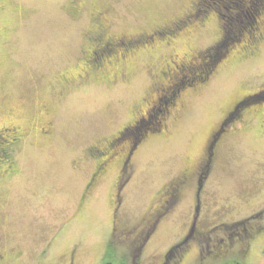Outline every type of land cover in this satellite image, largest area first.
<instances>
[{
  "label": "rangeland",
  "instance_id": "obj_1",
  "mask_svg": "<svg viewBox=\"0 0 264 264\" xmlns=\"http://www.w3.org/2000/svg\"><path fill=\"white\" fill-rule=\"evenodd\" d=\"M70 1L0 0V126L22 134L14 170L0 175V264H102L113 237L129 264H163L196 207L194 237L167 264H264V214L254 217L264 209V100L228 127L199 201L195 180L221 118L264 83V13L251 31L256 42L243 33L225 46L234 10L223 0H77L79 15ZM193 2L197 18L168 43L157 40L101 73L83 68L95 11L109 14L113 32L137 33L178 19ZM220 38L213 55L226 49L225 55L202 73L182 71L171 110L153 119L158 131L145 135L131 155L119 205L124 146L88 188L95 166L89 146L104 145L134 119L160 114L167 94L144 119L168 83L172 61L203 59ZM48 123L52 133L43 136L40 128ZM181 176L188 182L180 200L135 261L142 222Z\"/></svg>",
  "mask_w": 264,
  "mask_h": 264
},
{
  "label": "flooded vegetation",
  "instance_id": "obj_2",
  "mask_svg": "<svg viewBox=\"0 0 264 264\" xmlns=\"http://www.w3.org/2000/svg\"><path fill=\"white\" fill-rule=\"evenodd\" d=\"M206 2V0H203ZM70 8L74 14L79 15L83 8L82 4L77 0L70 1ZM197 3H192V8L185 12L181 17L175 19L169 23L162 24L153 28L152 30H140L137 33H116L111 29L112 20L109 18V14L106 11L97 10L90 15L91 28L86 34L84 57L82 58L83 68L87 72L99 71L100 73L106 70V66H118L120 63L124 64L129 58L134 57L144 48H147L150 44L155 43L157 40L169 42L168 37H174L180 33L182 28L188 26L193 19L198 16ZM192 11V12H191ZM256 34V33H255ZM255 34L252 36V42H256ZM255 36V37H254ZM258 36V35H257ZM262 36V33L259 37ZM223 38V36H222ZM222 38H220L212 50H209L205 58L201 59L200 56L197 60L195 58H190L189 61L184 60H173V67L169 69L168 83L162 88H160V93L153 101V103L147 108L146 119L149 115L151 109L161 104V96L167 94L171 99V102H166L165 115L171 110V105L174 103L181 87L178 85V80L181 76L182 71L186 70L190 74L194 75L196 72L202 73L205 68H209L211 59H213V51L218 48L222 43ZM171 40V39H170ZM212 57V58H211ZM199 60V61H198ZM198 61V62H197ZM203 61V63H202ZM171 70V72H170ZM198 73V74H199ZM197 75V74H196ZM195 75V77H196ZM194 77V78H195ZM264 97V83L262 87L254 93L248 94L245 97L237 100L232 108L221 118L216 129L210 134L209 141L205 148V155L203 158V163L201 164L200 170L196 177V198L199 201L202 196V191L205 187V182L211 176V170L213 163L215 162L219 148L221 147V141L231 124L236 123L244 116V111L249 105L258 104L262 101ZM173 99V101H172ZM262 108L257 109L261 111ZM140 118L134 119L132 124H127L122 128H119L102 146L91 145L88 148V154L91 158H94V170L91 174L89 181L87 182V187H91L96 178L103 172H105L111 164V161L118 154L121 147L126 148V155L122 160V173L124 174V179L121 177V183L119 190L116 193V198L118 205L121 202V193L130 181V176L128 172H131V167L129 166V161L131 155L138 149L142 144V140L136 141L137 136L141 130ZM147 121V120H145ZM139 123V124H138ZM154 123V122H151ZM156 124V123H154ZM42 125L40 132L43 136H50L52 129L50 124H47V129ZM22 141V134L20 130L15 126H0V175H8L14 170L16 164V157L14 154L15 147L18 146ZM123 180V181H122ZM188 182V177L181 176L176 177L169 184L165 190L164 197L161 199V204L156 208V211L152 213L151 218H146L142 223V230L139 239V249L135 253V261L138 259L139 250L143 247L146 240L149 238L153 232L155 226L165 217L171 213L180 200L184 186ZM196 200V201H197ZM198 208H195V215H193V220L189 226V229L183 239L177 243L173 248L169 249L165 254V260L163 264H167L168 261L175 260L180 253V249L185 244H188L195 235L196 223L198 220ZM254 217H261L264 214V209ZM116 225H114L115 227ZM143 235V237H141ZM143 238V240H140ZM111 240V239H110ZM109 240V241H110ZM137 240V239H136ZM109 243V242H108ZM178 252V253H177ZM177 253V254H176ZM125 258H127L125 256ZM106 260L103 258L102 264ZM121 263V260H118ZM125 264H129L128 259L124 260ZM177 263V262H176Z\"/></svg>",
  "mask_w": 264,
  "mask_h": 264
},
{
  "label": "trees",
  "instance_id": "obj_3",
  "mask_svg": "<svg viewBox=\"0 0 264 264\" xmlns=\"http://www.w3.org/2000/svg\"><path fill=\"white\" fill-rule=\"evenodd\" d=\"M209 1L212 2L213 0H206L207 3ZM216 2H219V0H216ZM223 2H228L229 7L231 8L232 11L234 10V13H235V14L230 13L229 14L230 16L228 17L229 18V26H230L229 30L231 31L230 33L232 34V36H229L228 42H224L225 46L228 44L233 45V44L237 43L242 38L243 33H249V35L252 36L255 34V32H257V30L259 28L260 17L264 13V0H223ZM239 6H241V8H239ZM241 16H244L245 18L248 19V21H247V23H245V25L241 24V21H240ZM234 24H235V26H234ZM253 30H255L254 33L251 32ZM222 47L224 48V46H222ZM225 51H226V49L223 51H220V52L217 51V53L213 56V58L214 57H218V58L217 59L214 58L210 62L209 67L212 68L214 63L217 62L220 58H222L225 55ZM210 70L211 69H209V71ZM180 87L182 88L183 84H181ZM261 99L264 100V97H262ZM172 101H173V99H172ZM168 102H171L170 98H168L167 103ZM165 107H166V104H165ZM165 107L163 109L159 110L160 114H159L158 110H156L155 113L153 114L154 116L150 117V119L147 120L146 122H141L142 123L140 125L141 130L139 132V135L137 136L136 141H139V140L143 141V138L145 137V135H147L151 132H154V131H158L159 125L153 119H157L158 115L159 116L161 115V111H164V113H165V110H166ZM163 115H165V114H163ZM151 122H154L156 124L151 123ZM242 238L245 239V236H243ZM246 242H247V240H246ZM118 247L119 246L116 244L115 238L113 237L108 243L107 250L105 253V259L106 260H104L106 262H104V264H125L124 260L127 259V258H125L126 253H124L123 250H120V248H118ZM119 259L121 260V263L118 261Z\"/></svg>",
  "mask_w": 264,
  "mask_h": 264
}]
</instances>
